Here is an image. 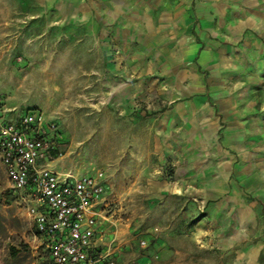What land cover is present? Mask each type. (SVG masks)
<instances>
[{"label": "rangeland", "instance_id": "1", "mask_svg": "<svg viewBox=\"0 0 264 264\" xmlns=\"http://www.w3.org/2000/svg\"><path fill=\"white\" fill-rule=\"evenodd\" d=\"M85 1L95 7L91 16L57 15L56 0H0V97L7 106L39 108L57 122L63 155L52 165L77 174L103 171L110 205L102 230L106 238L116 237L124 259L212 264L216 255L201 249L200 239L186 248L173 232L184 230L185 216L187 228L202 231L200 220L213 198L192 193L178 200L172 184L179 169L200 172L219 165L214 148L224 127L211 141L205 127L184 126L171 109L182 101V87L250 90L237 96L256 109L257 125L243 128L245 142L235 156L241 166L230 176L235 188L220 196L224 206L213 213L226 217L219 260L232 264L239 251L260 247L256 261L264 264V52L252 58L250 48H234L244 61L237 66L241 71L223 78L210 71L211 64L196 61L199 37L177 63L180 40L148 34L152 28L143 23L140 6L151 13L153 0ZM167 2L159 0L156 9ZM160 12L161 22L168 23V14ZM94 21L101 29H91ZM162 29L169 35L168 25ZM9 186L0 163V264H44L31 222ZM237 214L257 221L242 222L240 237H232L230 221Z\"/></svg>", "mask_w": 264, "mask_h": 264}, {"label": "crops", "instance_id": "2", "mask_svg": "<svg viewBox=\"0 0 264 264\" xmlns=\"http://www.w3.org/2000/svg\"><path fill=\"white\" fill-rule=\"evenodd\" d=\"M69 1L71 5H69ZM182 2L181 5H176ZM159 0H153L152 12L150 13L147 5H142L143 23L146 24L150 32L148 34L157 39L180 40L177 45L180 49L174 54L173 61H181L190 53L196 38L201 39L197 43V50H200V59L196 60L199 64L203 61L211 64L212 72H218L223 78L231 77L237 73V66L244 61L234 52V48L247 47L248 57L261 56L264 52V0H197L192 7L193 0H168L163 8L157 6ZM57 15L75 14L78 16H91L96 12L94 6H89L85 0H56ZM168 18L162 23L160 11ZM178 16V18H177ZM177 18V19H175ZM196 20V22H195ZM195 22V23H194ZM162 23V24H161ZM106 24V23H104ZM92 30L101 29L99 23L94 21L90 23ZM169 27V35L164 33L162 26ZM171 25L174 27L171 28ZM192 28L194 31H192ZM145 30V29H144ZM147 30V29H146ZM190 32V33H189ZM195 32V33H193ZM145 37V36H144ZM200 47V48H199ZM237 52V50H236ZM263 54V53H262ZM180 56V57H178ZM179 78V76H175ZM182 101L175 104L171 111L176 120L184 123V126L205 127L209 140L217 141V128L224 127L223 138L216 142L215 155L219 165L215 164L213 168L203 169L200 172L191 170V167L184 168L182 173L179 169L175 174V180L172 184V191L178 200L192 193L199 194L200 197L213 200L208 202L206 207L210 212L202 215L200 224L202 231H195L193 227H186L187 218L184 217V230L174 231L173 239H184V246H192L191 241L201 240V249H210L212 254L216 255L215 262L212 264H225L224 259L218 258L225 249L223 241L225 216L215 209L224 206V199H220L226 192L234 190L235 186L230 176L236 174L240 163L236 161V154L242 150L241 144L245 142L244 129L257 125L258 115L256 109L246 100L240 99L237 95L244 94L250 90L243 88L221 87H182L179 89ZM56 159L50 162V166L56 170L62 169L52 165ZM240 162V161H239ZM66 170V169H62ZM237 175V174H236ZM255 176L256 171L248 172L249 176ZM239 177V176H238ZM221 196V197H220ZM229 220V218H227ZM257 220L250 217V214L234 216L232 223V237H240V226L242 222H253ZM206 224L205 227L203 225ZM209 224V226L207 225ZM215 224V225H214ZM236 225V226H235ZM238 227V232L235 231ZM254 247H257L254 245ZM262 248H252L247 253L239 251L236 260L232 264H257L258 251ZM122 259L124 257L121 255Z\"/></svg>", "mask_w": 264, "mask_h": 264}, {"label": "built area", "instance_id": "3", "mask_svg": "<svg viewBox=\"0 0 264 264\" xmlns=\"http://www.w3.org/2000/svg\"><path fill=\"white\" fill-rule=\"evenodd\" d=\"M62 144L57 122L41 109L7 106L0 97V163L11 197L39 240L44 264H144L122 259L116 237L104 236L110 200L103 171L77 174L50 166L63 155Z\"/></svg>", "mask_w": 264, "mask_h": 264}, {"label": "trees", "instance_id": "4", "mask_svg": "<svg viewBox=\"0 0 264 264\" xmlns=\"http://www.w3.org/2000/svg\"><path fill=\"white\" fill-rule=\"evenodd\" d=\"M15 253H16V250H15L14 248H12V250H11V254H12V255H15Z\"/></svg>", "mask_w": 264, "mask_h": 264}]
</instances>
